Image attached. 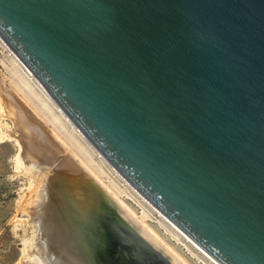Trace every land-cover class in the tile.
Instances as JSON below:
<instances>
[{
	"label": "water",
	"instance_id": "95a60500",
	"mask_svg": "<svg viewBox=\"0 0 264 264\" xmlns=\"http://www.w3.org/2000/svg\"><path fill=\"white\" fill-rule=\"evenodd\" d=\"M0 36L173 224L220 264H264V0H0ZM118 245L83 254L169 264Z\"/></svg>",
	"mask_w": 264,
	"mask_h": 264
},
{
	"label": "bare ground",
	"instance_id": "6f19581e",
	"mask_svg": "<svg viewBox=\"0 0 264 264\" xmlns=\"http://www.w3.org/2000/svg\"><path fill=\"white\" fill-rule=\"evenodd\" d=\"M31 102L0 76V139L15 141L17 171L29 180L18 201V210L27 217L20 213L13 217L15 228L24 232L21 260L89 264L83 253H89L91 259L95 253L114 251L118 244L125 249L134 242L147 244L169 264H192L148 222L146 214H139L128 203L124 191L48 126ZM95 213L103 216L95 220L97 236L84 229L93 222Z\"/></svg>",
	"mask_w": 264,
	"mask_h": 264
},
{
	"label": "rangeland",
	"instance_id": "374dc122",
	"mask_svg": "<svg viewBox=\"0 0 264 264\" xmlns=\"http://www.w3.org/2000/svg\"><path fill=\"white\" fill-rule=\"evenodd\" d=\"M0 76L18 88L22 96L25 94L29 97L33 106L46 119L48 126L56 129L84 158L90 159L93 166L103 172L106 179L124 191L128 203L139 214H146L148 222L192 264H220L138 192L98 150H95L96 148L91 146L82 131L73 126L70 118L43 91L40 82L1 36ZM8 122L13 123L10 119ZM2 129L0 123V134ZM16 153L17 145L14 140L0 139V264H34L28 258L21 260L24 232L22 228H15L13 222L16 213H20L21 217H27L25 212L18 210V201L21 200L23 188L29 185L28 178L17 171ZM92 217L93 222L84 229L87 234L97 236L99 228L95 220L103 219V216L95 213Z\"/></svg>",
	"mask_w": 264,
	"mask_h": 264
}]
</instances>
